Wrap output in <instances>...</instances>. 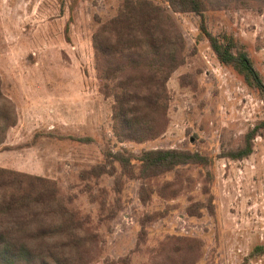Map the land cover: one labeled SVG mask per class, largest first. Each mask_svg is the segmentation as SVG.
Masks as SVG:
<instances>
[{
  "label": "rangeland",
  "instance_id": "rangeland-1",
  "mask_svg": "<svg viewBox=\"0 0 264 264\" xmlns=\"http://www.w3.org/2000/svg\"><path fill=\"white\" fill-rule=\"evenodd\" d=\"M151 1L181 34L184 62L166 82L164 131L136 143L113 134L92 46L124 0H0V80L17 114L0 169L55 184L86 230L76 264H264V135L247 158L223 157L264 121V98L218 63L197 16ZM204 1L210 32L232 36L264 82V0ZM149 150L208 164L143 178L130 156ZM57 241L35 244L34 264L68 257Z\"/></svg>",
  "mask_w": 264,
  "mask_h": 264
},
{
  "label": "trees",
  "instance_id": "trees-1",
  "mask_svg": "<svg viewBox=\"0 0 264 264\" xmlns=\"http://www.w3.org/2000/svg\"><path fill=\"white\" fill-rule=\"evenodd\" d=\"M172 12L198 17V30L216 60L231 67L245 84L264 98V82L243 47L232 36L207 27L204 0H164ZM92 46L100 91L113 98L112 131L119 142L141 143L157 138L166 125V82L184 60L183 38L165 9L151 0H124L116 17L93 35ZM17 123L14 104L2 92L0 80V146ZM264 135V121L244 135L242 145L223 157L240 161L252 153L253 141ZM115 157L122 165L129 158ZM143 178H155L179 166H205L198 153L178 150L143 151L130 156ZM62 205L52 181L0 169V264H34L35 244L58 239L61 253L53 264H76L86 238L84 225ZM67 250V252H66ZM38 257V256H37ZM50 264L48 256H40ZM38 259V258H37ZM40 260V258H39Z\"/></svg>",
  "mask_w": 264,
  "mask_h": 264
}]
</instances>
